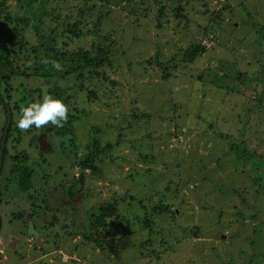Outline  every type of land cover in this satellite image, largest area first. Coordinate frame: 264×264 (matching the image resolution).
<instances>
[{"label":"rangeland","instance_id":"374dc122","mask_svg":"<svg viewBox=\"0 0 264 264\" xmlns=\"http://www.w3.org/2000/svg\"><path fill=\"white\" fill-rule=\"evenodd\" d=\"M31 1L37 10L40 0ZM82 1L48 0L43 14L49 28L43 23L38 36L60 47L54 31L76 22ZM101 1L94 7L103 17L84 21L88 29L99 24L97 36L108 40H96L107 49L101 73L89 78L83 72L84 85L95 84L89 97L73 71L82 65L78 49L91 58L95 41L88 36L79 44L67 36L68 47L57 52L63 56L47 57L52 48L44 45L46 52L36 43V18L25 4L0 2V23L9 12L25 28L28 56L14 67L23 71L40 56L64 68L41 61L44 77L0 82V154L8 113V128L12 119L0 170V236L8 230L32 235L20 255L23 237L0 245V264H264V0ZM202 40H211L208 50L192 64L172 60ZM158 60L167 61V77ZM32 87L37 91L27 92ZM23 92L28 104L45 93L63 100L75 118L72 134L51 125L20 131ZM39 133L43 150L32 141ZM95 140L107 151L81 183L76 163ZM130 189L145 193L142 204L125 207L140 223L126 227L114 215L101 220L100 204L109 201L121 214ZM43 198L49 210L39 213L49 216L47 223L10 224ZM66 201L71 204L59 209ZM158 205L170 211L158 214ZM88 218L97 220L91 231L103 247L85 240Z\"/></svg>","mask_w":264,"mask_h":264},{"label":"trees","instance_id":"16d2710c","mask_svg":"<svg viewBox=\"0 0 264 264\" xmlns=\"http://www.w3.org/2000/svg\"><path fill=\"white\" fill-rule=\"evenodd\" d=\"M3 1H7V0H3ZM48 0H40L39 1V5L37 7V10L33 8L32 5V1L31 0H21V2L23 4H25V7L29 10L30 14L32 15V17L36 18L35 20V24H34V31H35V36H36V43L38 45H40L41 50L45 49L47 52V48L43 47L44 45H50L51 46V53H47V57H51V54L54 53V58L55 55L56 56H63V53L61 52L60 54L57 53L59 51H61L62 47H68L67 42L64 40L67 36L71 37L72 41L75 43H82L84 42L86 37H90L91 42L95 41V45L90 43V49H92V51L94 52V56L93 57H89L87 52H82V48L78 49V51L81 54V66L78 68H76L75 71H73V73H75L76 75V80L74 83H78L79 87L78 89H83L85 90V92L88 94V97L90 95L95 96V84L94 85H88L89 87L84 85V79H86V76L83 74V72L85 71V73H88V77H92V75L95 73H101V71L99 72L98 67L100 65H102L105 61H106V45H102L100 44V42L96 41V40H103V41H108L106 39V37L104 36H97L96 32H98V27L99 24L93 23V26L88 29L86 27V24H84V21L90 20L95 18H101L103 17L102 13H100L98 11V9L95 6V1H101V0H83L82 2H78V11L80 12L79 17H76V22L75 23H69V25H61V28L58 29V32L55 30L54 33L57 34V37L55 38L56 41H59V44H61L60 47L55 46V44L53 43L54 39H41L38 35L42 32V26L44 27V24L47 28H49V26L45 23L44 19H45V15L43 7L44 4L47 2ZM125 3L130 4L131 0H124ZM1 2V0H0ZM143 3V2H142ZM108 5V2L105 1H101L100 4V8H106ZM64 9H68V7H64ZM72 9H74V6L72 7ZM71 9V10H72ZM69 10L67 12V17L68 18H72L71 15L69 14L70 11ZM179 10H181V8H179ZM3 12H0V15ZM146 15V14H145ZM4 24L0 23V79L1 82L4 80H9V81H13L14 78H16V76H21L24 78H29V77H44L43 74V69L41 67V57L40 56H33L31 58L32 62L29 63V66H27V68L23 71H19V69L17 70L16 67H14V63L15 61L18 63V59L21 56L23 59L25 57L28 56V54L26 53L27 49H26V45L27 42L25 40V37L21 34L25 28L22 27H18L16 22L17 21H21L22 20L20 18H15L11 15V13L7 12L5 14L4 17ZM93 22V21H92ZM44 23V24H43ZM99 23V22H98ZM42 25V26H41ZM9 32H7V36L6 38L4 37V33L7 30ZM6 30V31H5ZM47 36V35H44ZM108 36V35H106ZM3 38V39H1ZM103 38V39H101ZM70 39V38H67ZM40 41V42H39ZM211 40H206V41H201V43H195L189 47H187L186 49L182 50L181 53V57H179L178 55L176 56V58H173L172 60H177L180 61L181 64H192L196 58L202 54H204L207 50H208V43H210ZM32 50V53L34 55H36V48L35 47H31L30 48ZM159 51L157 50V56L161 57L159 55ZM46 54V53H44ZM44 59V58H43ZM107 62V61H106ZM105 62V63H106ZM16 63V64H17ZM148 63H151V61H148ZM40 64V67L39 65ZM50 64V62H49ZM38 65L36 68H33L34 66ZM19 66V65H18ZM17 66V67H18ZM168 66L167 61L166 62H160L158 60L157 62V67L159 69H161L164 74V77H167L169 74L167 73V69L166 67ZM20 67V66H19ZM37 69V70H36ZM10 71V73H9ZM71 72V71H70ZM65 73H69V72H65ZM11 75V76H10ZM69 83H71L72 81L68 80ZM87 82V81H86ZM30 91V92H29ZM37 91L36 88L32 87L31 89H29L27 92L29 93H33ZM61 93V91H60ZM63 93V92H62ZM20 99H19V104H21V108L27 106V96H26V92H23L20 95ZM19 107V111L18 114L20 113V109ZM8 109V108H7ZM75 118H73L72 116H68V120L67 122L64 124L63 127L59 128L60 131H64L63 134L67 137V134L70 133L72 134V121ZM11 124H12V119L7 131V137H9L10 135V131H11ZM5 128H2L1 133H3ZM2 136H1V140H2ZM71 143V142H70ZM6 147V145H5ZM88 149H89V153L84 155L82 159H79L78 162L76 163V166L79 167V171H81V179L79 180L81 183L83 181V173L84 171L88 172V175H93L95 173V171L97 170V166H96V162L100 159L101 155L104 154L107 150L104 148L102 151H100L99 148V144L97 142V140H95L94 142L90 143L87 145ZM135 149V147H133ZM52 149V148H51ZM145 150V154L144 155H140L142 156V159H145L146 156H148L147 154V150L148 148H144ZM6 150H4L5 152ZM54 154V153H53ZM4 157H5V153H4ZM3 157V159H4ZM72 159H76V154L72 156ZM75 157V158H74ZM27 174V173H26ZM86 175V174H85ZM26 177H29V174L26 175ZM173 184L169 185L168 188H172ZM175 190H177V187L175 188ZM140 195H138L135 192H132L131 189L126 193L125 197L122 198H126V200L121 199L122 201V206H123V212H121V214L119 213V208L117 206H112L109 204V201L104 202L103 204H100V206L98 207L97 212L100 215L101 220L104 219L105 217L108 216H112L114 215L116 218L120 217L121 220L123 219L124 221V225L127 227L131 226L132 224H139L140 223V219L139 216L135 217L133 216V214L130 215V212H128V215H125V207L128 208H132L133 206H137V204H142V202L144 201L145 198V193L138 191ZM167 193V191H166ZM117 197H114L113 199H116ZM139 198V199H138ZM118 200V199H116ZM81 204V203H80ZM141 208L144 209V206H141ZM158 211L157 213H163V212H168L169 207L165 206V205H158ZM171 216H175V212H171L170 213ZM22 216V214H21ZM19 216V217H21ZM91 219H87V226H88V230L90 232L85 234V240L87 242H89V244L91 245H100L103 247L104 242L98 238V236L95 235V233H93L91 231L92 226L94 227L95 225H98L97 220H94L93 222L90 221ZM100 220V221H101ZM95 222V223H94ZM151 222L149 219L145 220L146 223V228L148 229V232H152L153 230H151ZM48 241V240H47ZM146 243H149L148 241ZM150 244V243H149ZM143 246V245H142Z\"/></svg>","mask_w":264,"mask_h":264},{"label":"clouds","instance_id":"9594fccd","mask_svg":"<svg viewBox=\"0 0 264 264\" xmlns=\"http://www.w3.org/2000/svg\"><path fill=\"white\" fill-rule=\"evenodd\" d=\"M42 62H50L55 70L64 71L60 62L48 61L47 59ZM68 114L69 108L63 100L45 93L42 100L29 103L20 109L17 127L22 132H27L33 127L44 130L49 125L61 128L67 122Z\"/></svg>","mask_w":264,"mask_h":264},{"label":"flooded vegetation","instance_id":"af4514ba","mask_svg":"<svg viewBox=\"0 0 264 264\" xmlns=\"http://www.w3.org/2000/svg\"><path fill=\"white\" fill-rule=\"evenodd\" d=\"M0 82H1V79H0ZM39 135H41V136H39ZM33 137H35L34 138V140H32L33 142H34V144H36V146H37V149H39V150H43L44 149V144H45V141H44V136H42V133H39L38 135L36 134L35 136H33ZM42 138V139H41ZM43 145V146H42ZM42 146V147H41ZM1 173V172H0ZM49 200L47 199V198H43V200L42 201H40V203L38 204V205H36V206H33V204L31 205V208L29 209V210H27V211H25V210H23V211H21V213H22V216L20 217V218H18L17 220H13L12 222H10V224L11 225H13V226H18L19 227V225H24V227L25 226H28V227H30L33 223H36V225H35V227L37 226V225H39L40 223H47L49 220H50V218L49 219H47V217H49V216H46L45 214H43V213H39V212H41V211H47V210H49L48 209V206L46 207V208H43L42 207V205L44 206V205H47V202H48ZM67 203L66 204H62V203H60L59 204V206H58V208L60 209V208H67L70 204H71V202L69 201H66ZM78 205H80L79 203H78ZM19 224V225H18ZM41 225V224H40ZM32 227V226H31ZM35 227H32V228H35ZM18 230V229H17ZM12 231L11 230H8V232L6 233V234H4V235H2V236H0V245H1V247L3 248V247H5V248H7L6 247V243L8 242V241H10L11 240V238L12 237H14V236H19V237H23L24 238V244L23 245H21V246H19L18 248H17V252L16 253H18L19 252V250L21 249V248H24V245H26V239H25V237L26 236H28V234H29V236H32V235H30V233H28V232H25L24 230L22 231V230H19V232H20V234H13V233H11ZM34 240V239H33ZM9 249V248H8ZM10 250V249H9ZM19 255H20V253H18Z\"/></svg>","mask_w":264,"mask_h":264},{"label":"water","instance_id":"95a60500","mask_svg":"<svg viewBox=\"0 0 264 264\" xmlns=\"http://www.w3.org/2000/svg\"><path fill=\"white\" fill-rule=\"evenodd\" d=\"M10 73V71H9ZM9 118H10V114L8 113V123H9ZM8 123H7V126H6V131H5V135H4V138H3V144H2V147H1V154H0V170H1V166H2V163H3V149H4V146H5V139H6V134H7V130H8Z\"/></svg>","mask_w":264,"mask_h":264}]
</instances>
